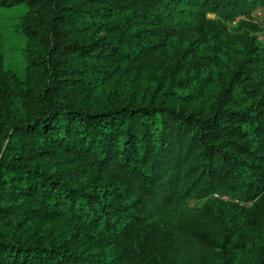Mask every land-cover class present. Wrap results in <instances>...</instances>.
I'll return each instance as SVG.
<instances>
[{
  "label": "trees",
  "instance_id": "1",
  "mask_svg": "<svg viewBox=\"0 0 264 264\" xmlns=\"http://www.w3.org/2000/svg\"><path fill=\"white\" fill-rule=\"evenodd\" d=\"M17 5L28 64L18 82L0 53V264L220 263L201 213L215 193L264 195V62L240 89L248 106L234 91L249 58L215 102L210 61L169 62L150 90L141 78L167 57L155 37L177 16L217 37L252 29L248 54L264 61L250 20L264 0H0Z\"/></svg>",
  "mask_w": 264,
  "mask_h": 264
},
{
  "label": "rangeland",
  "instance_id": "2",
  "mask_svg": "<svg viewBox=\"0 0 264 264\" xmlns=\"http://www.w3.org/2000/svg\"><path fill=\"white\" fill-rule=\"evenodd\" d=\"M26 10L25 5L0 7V53L5 71L18 82L25 78L28 64L27 39L19 32ZM209 17L216 18L213 14H209ZM178 18L180 16L175 18L179 24L177 28L162 30L155 37L161 44H165L158 47L163 48L161 55L166 54L167 57L162 58L161 65L157 63L150 69L147 67L144 80L141 78L147 89L154 88L159 76L166 72L168 63H176L180 57L188 65L197 61H210L204 77L209 75L206 88L212 95V102H215L225 88L231 73L239 68L245 58H249L250 78L243 80L234 91L240 104L248 106L252 102L253 95L245 97L246 92H241L240 89L246 85L251 88L252 84L261 80L263 75L261 65L264 62L258 51L248 54L252 38L256 39L253 30L245 27L235 32L236 29L231 25L229 27L232 34L217 37L218 27L204 32L194 27L189 28L186 25L189 18ZM234 21L233 24L236 23ZM256 43L257 40L255 45ZM194 84L196 85L195 82ZM178 92L187 94L188 90L180 88ZM199 104L200 102L195 106ZM89 177L90 171L80 172L69 184L82 185ZM202 205L203 202L199 207ZM201 215L209 219L206 225L223 249L221 261L217 264H258L260 254L264 252V195L251 201L240 200L231 195L221 199L214 197ZM57 225L60 229L53 227L52 224H44L40 226L39 231L52 230L65 238H70L75 230L73 226L66 230L60 224ZM35 230L29 228L27 233Z\"/></svg>",
  "mask_w": 264,
  "mask_h": 264
},
{
  "label": "built area",
  "instance_id": "3",
  "mask_svg": "<svg viewBox=\"0 0 264 264\" xmlns=\"http://www.w3.org/2000/svg\"><path fill=\"white\" fill-rule=\"evenodd\" d=\"M241 18H246L245 16H239L234 22H237ZM250 20L258 25V30L255 31L258 39L264 42V8L256 9L250 16ZM216 197L225 198V195H220L218 193L214 194Z\"/></svg>",
  "mask_w": 264,
  "mask_h": 264
}]
</instances>
